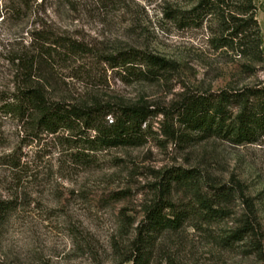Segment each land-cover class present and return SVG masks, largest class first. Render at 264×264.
I'll return each instance as SVG.
<instances>
[{"label":"rangeland","instance_id":"374dc122","mask_svg":"<svg viewBox=\"0 0 264 264\" xmlns=\"http://www.w3.org/2000/svg\"><path fill=\"white\" fill-rule=\"evenodd\" d=\"M11 1L0 0V90L15 86L9 52L29 45L39 24L103 54L134 48L175 64L150 83L88 57L71 68L82 66V75L67 69L52 76L57 99L170 113L188 95L264 84V0H255L261 46L252 50L223 47L230 32L213 17L199 27L172 21L198 0H39L44 22L5 17ZM149 125L142 147L103 151L83 165L56 137L31 143L23 124L0 122V264H128L150 210L164 201L190 217L180 230L147 239L150 264H264V138L237 147L203 140L165 115ZM179 172H194L199 181L167 192L166 175ZM199 198L224 216L206 217Z\"/></svg>","mask_w":264,"mask_h":264},{"label":"trees","instance_id":"16d2710c","mask_svg":"<svg viewBox=\"0 0 264 264\" xmlns=\"http://www.w3.org/2000/svg\"><path fill=\"white\" fill-rule=\"evenodd\" d=\"M41 6L39 0H13L3 5V11L5 17L22 22H44L38 11ZM257 11L255 0H198L194 9L174 12L171 19L180 26L199 27L213 17L224 32H230L229 37L221 39L223 47L236 44L252 50L261 46ZM39 27L28 33L29 45L9 52V61L16 69L15 86L13 90H0V122L23 124L32 138L31 143L44 136L56 137L76 164L86 165L93 163L94 156L103 151L145 145L151 131L149 122L157 115L176 119L181 127L203 140L217 138L243 147L264 138V84L214 94L188 95L170 113L155 112L145 105L57 99L52 94L57 91L52 76L60 75L61 71L71 69L88 57L96 61L97 67L106 66L124 74L128 80L150 83L174 71L175 64L134 48L103 54L85 42L52 32L41 24ZM71 70L82 75V66ZM11 164L15 170L22 169L21 160H12ZM165 180V189L170 193L176 186L191 187L199 178L194 172H179L166 175ZM199 199V207L206 217L219 219L224 216L214 209L209 199ZM166 210L175 219H168L164 215ZM3 211L2 217H8L11 204ZM189 217L187 212H177L172 202L158 203L150 210L147 226L140 231V244L127 263L150 264L145 247L149 244L147 239H155L163 230H180Z\"/></svg>","mask_w":264,"mask_h":264}]
</instances>
